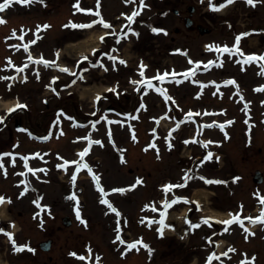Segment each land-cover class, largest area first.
Here are the masks:
<instances>
[{
	"label": "rangeland",
	"instance_id": "374dc122",
	"mask_svg": "<svg viewBox=\"0 0 264 264\" xmlns=\"http://www.w3.org/2000/svg\"><path fill=\"white\" fill-rule=\"evenodd\" d=\"M110 1H113L112 4L109 5V7L113 9L112 12L115 11L117 13L118 11H123V7L121 5L120 0ZM152 1L155 2L154 0ZM202 1L203 0H199L201 7L196 4L198 7L196 8L197 14L195 15V18L198 22H203L204 26L210 27V33L206 35H200L197 32L191 33L183 30L184 35L181 37H174L176 41L173 42L170 39H172L173 35L172 28L176 26V23H174L173 20L175 19L172 17V15L167 14L169 36L167 38L166 43H162L160 47H153V45H160V42L153 43L151 47L148 48L150 50V53L142 55L141 58L146 59V61L150 63L153 73L158 72L160 74V72H162L164 75V73L168 71V66L172 65L177 69L180 77H182L183 79H187L179 87H176L173 84L170 85L172 88L179 89L175 92V95L178 97L177 107L184 108L182 109V112L184 111L185 113H188L190 112V110L195 111L197 113V117L200 119L199 121L205 123H210L212 121L218 122L228 119L230 117H237H235L236 123L234 124L233 129L230 133L231 137L227 141L215 131H206L203 134L199 132V139L209 137L219 138V142L221 143L220 147H216V149L213 150L214 154H216V158H212V160L210 161V163H212L211 166L207 167V164H204L202 166L200 162V173L204 171L205 177L213 181H224L223 183H209L208 186L211 188L213 194L215 195V198L212 199L213 195H207L208 198L206 197V199L208 200V203L206 204L207 209H209V206L213 209H221L226 208L230 205H236V202L243 201L242 199H244L245 197H243L242 195H245L246 197L249 196L250 193L255 190V188H260L261 190H264V184L259 187L252 182V174L255 170L261 171V173L264 175V126L260 122V111H262L264 107L260 106L257 107L258 109L255 108L252 105L254 104V102L252 101L251 103L249 100L251 98L247 95V93H245V91H243V98L245 99V101H249L250 107H248V109H250V112L248 111L246 116H244L242 119L243 113L241 109L245 107L241 106V104H235V98L232 96V94H235V90H238L236 86L231 87L232 91H230L231 88H229L228 90L226 89V91H224V96H220L222 97L221 99H217V97L215 96V92H213L214 89L216 90V92L219 91L217 87L208 86L205 87L206 89L203 86L200 87L198 85H196L195 87L196 82L204 83L207 81L210 82L211 80H226L227 76H229L231 73L235 74L236 77H241L239 74L240 72L238 70V65H234L232 63V60H230L228 57L224 58V60L228 58V63L226 65L224 64V68H221V70L218 71H211L210 74V70H208V67H205L207 62L210 60H216L219 65L221 61L218 57L216 58L213 55L212 58L208 59L210 55L204 54L202 47L205 43H208L210 41H215L216 43H229L231 45L234 41L235 34L240 35L241 33H248V35H246L247 40L245 38L241 39L240 49H242V51L246 53H253L255 55L258 54L261 50H264V35H262L264 33L262 32L264 31V0H255V3H259L258 7L254 5L255 3L249 4L244 0H233V4L230 7L225 8L223 11L220 10L221 12L219 10H214L213 7L210 6V4L216 5L217 3H224L227 0H211L210 2L207 0H204L203 2ZM64 2V0H55V3L57 5H61L63 3V5L60 6L58 12V16L62 15V18H65L67 14L69 15V5L68 3ZM159 4L160 3H158L157 6ZM190 4H193L191 0H183V14H186L184 7ZM31 6H33V4ZM155 8L154 6H152V11L150 9L147 12L146 17L148 16V14L151 17L154 11L157 10ZM13 12H19V10H14ZM32 12V22L47 20L52 24V30L50 32V35L60 34V32L56 34L57 30L60 28V25L57 23L55 18L52 19L49 14L44 12H34V9L32 10ZM9 17L10 15H7L6 17H4V19H8ZM71 17L74 18V16ZM10 23L14 24L17 23V21L16 19H11ZM260 32L262 33L260 34ZM142 33L144 35L146 32L142 30ZM73 35H75L74 32H69L65 35V39ZM153 35L154 34H152V38H155V40H157V37H153ZM131 42L125 44V46L131 47L133 45ZM1 44L0 46L2 47L3 45ZM137 45L138 44L136 43V45L133 47L135 48ZM1 54L2 53L0 52V58ZM168 55L173 58H170ZM71 58L74 59L73 56H71ZM136 58V56L132 58L134 63L137 61ZM221 58L223 59V56H221ZM195 61H203V63H200L199 66L195 68L196 70H192V72H189L188 70H190L189 67L191 65H197L193 63ZM164 63L165 65H163ZM230 65H232V67ZM211 70H213V68ZM130 72L121 70L119 73L117 72V74L112 72V74L108 73L107 75H103V73L101 72L99 74L98 72L91 76L89 82L96 80L97 86H101V81L102 83L107 85L117 77H122L124 74L129 75ZM193 72L194 75L192 74ZM186 73L187 77L185 76ZM242 77V81H244L245 83L244 86L248 88V90H250V80L245 79V75H242ZM246 77H253V74L251 73L250 69L248 74H246ZM97 80H99V82H97ZM253 81H255V79H253ZM94 82L89 85L88 83L84 86L81 85V87L77 86V95L73 96V98H66V96L64 95L62 96V98H60L59 96L58 100H56V98H52V100H55V106L62 107L67 111H69L71 107L76 106L78 107L76 108L78 114L80 113V115L84 116L83 118H85L86 115L81 112V109H91V91L96 89V85L94 84ZM82 86L86 88H83ZM83 92H88V97H84L82 95ZM18 94L20 97H23L25 95H21L17 90L13 94L9 95L10 101H7L6 104L3 103V106L4 104L6 106L7 104L11 103L13 101L12 98H14V96ZM43 94L49 95V93L46 92H43ZM121 94H124V92H122ZM31 95L33 94L31 93ZM77 96L81 97V99L82 97H84L82 100L86 99V101L81 102L83 104V108L79 107V100L77 99ZM121 98H123L121 102H117L120 103L125 109H128L130 105H132L131 96L122 95ZM35 101H38L37 103H39V99L37 100V97L35 98ZM110 101L113 102V104L117 103L115 100ZM137 101L145 102L144 108L140 114L141 124H139L138 128L139 141L141 139L144 140V136L141 133L145 131V128L150 127V129H154L152 133V138L154 139L151 145H149L150 149L146 151L148 154L146 155V161H144L143 159L141 161V169L143 168V170L146 171L147 175L149 173L150 175L156 174V178L153 176V179H155V181L161 179L157 183H163V179L169 175L170 177H174V179H172L171 181H175L177 176H180V174H183V179L188 172L187 170H189L192 165V159L188 160L187 158H185L183 163L176 166L175 163L177 161L178 152L180 148L181 153L183 154L182 156H185L186 154H189L192 151V156L196 157L197 155H200L203 152L201 146H199L198 144L191 146H186L184 144V147L181 146V142H184L186 138L192 135V132L194 130L193 124L190 122H186V124L183 125L182 129L179 131V138L175 149L173 151H170L168 156L166 154H163V157H161L160 149L156 150V143H160L159 126L162 123V109L159 107L162 106L163 102H161L160 97L157 94L154 95L150 92H148L145 97H139V100ZM41 109L42 111L44 110V108ZM64 125L65 124L62 125V135L64 136V140H58V137H55L53 142L47 145L50 150H54L55 152H58V154L62 152L63 147L65 146V144L68 143L67 140L69 138V133L65 132ZM156 126L159 132L155 130ZM195 132H197V130H195ZM122 133L123 132H121L120 135L119 133H116L114 135V138L115 141H117L118 137L123 136L124 142H121V144L126 146L128 145L127 136L125 134L122 135ZM146 133H148V131ZM148 137L151 139L149 135ZM4 141L7 140L4 139ZM131 143L132 142L129 141V144ZM138 144L139 143H137V145ZM143 147L144 146H141L142 149ZM23 148H26V150L31 151L32 145L29 143L23 144L22 142H20V149ZM70 152H72V150ZM102 152L103 156L107 155L106 151ZM66 153L68 154L67 150ZM161 158H163L162 164L160 162ZM57 159V157H54L53 161L56 162ZM105 161H109L110 163L108 170L105 171L103 185L105 187H109L117 186L116 184H122L124 182V177L122 176V173L126 174V168L123 169L122 173L121 170L115 169L112 172L111 160L105 159ZM175 167H177V170H175ZM114 168H116V165H114ZM14 171H16V169L9 167L8 176H12ZM72 172L74 173L75 170H72ZM192 172L189 173L190 179L196 178L197 176L196 173L193 174ZM82 177H85V175L81 174L80 178ZM236 177H239V179H236ZM9 178L13 180V178ZM62 178H65V176H62ZM202 180L205 184L206 180ZM62 183L58 181L57 177L55 179V182H51L49 186L45 187L47 191L46 199L51 204L48 205L51 211V215H49L47 211H40L38 215H41V217L38 220L34 215L36 212L35 209L32 210L31 207L28 209L27 202L25 201L23 202L26 203L25 205L21 204L15 206L14 204L10 206L9 209L12 214H7L6 217H8V219L12 218L11 221H14L12 231H17L19 237L18 242L22 244H28L30 246L29 248L35 249V251L29 252L25 250V252L18 253L15 255L12 252L10 246L8 244L6 245L4 240L0 238V247L2 248V252H6L7 254V264H99L98 261L94 260V257H92L90 263H81V261L79 262L78 260H75V257L73 255V258L69 256V254L71 255V253L73 252L77 253L76 256H80L79 254H83L85 252L84 248L85 250L86 248L89 249L90 243L93 246L92 253H94V255V248H99L101 264H149L144 263L143 261V257L145 256L144 251H137L136 248L127 250V247L123 246H120L118 250L117 248H113L110 244H108V242L110 241L109 239L112 236L114 229L116 230L118 226L122 228L125 223L129 225V229H132L133 234H138L146 241L154 240L156 236L154 231H147L142 227V225L139 223L140 215L138 213L135 214L137 223L133 224L134 211L138 206V203L144 202L148 198L150 192H152L153 198L159 195L160 192L157 193L156 189L150 190L148 194L142 191H138L136 192L134 198H130L124 195H114V202L118 203L119 206L124 204L122 208L123 215L118 219L117 214H106L102 206L93 203L94 198H92L93 194L91 193L90 189L94 192L95 188L94 186L89 187L87 184H92V182L87 180L82 183V186L84 188L86 187V193H83L85 195V201L88 206V210L86 211V213L88 218L90 219V228L81 231L80 226V229L74 225L69 228L62 227L61 219L64 216H70L71 214L69 213V210L66 207L69 202L68 198L66 197V191L69 189V187ZM153 184L154 183H152V185ZM196 185L194 186V188L200 186ZM190 188L191 187L186 189L191 190ZM14 189H17V187H14ZM0 191H5V193L8 194V196H10L12 199L18 196V192H16V190H12L11 185L7 182L2 183V181H0ZM202 191L203 190L195 189L192 192L200 193ZM175 192L178 193L179 191L176 190ZM184 193L189 192L187 190V192ZM250 199L251 198L248 197L247 200L244 201L245 205H247L246 208H250L254 205L255 200L253 199L252 202H249ZM243 212L244 211L242 210L241 213L240 209L239 213L241 215H243ZM41 225H43V227H41ZM52 227L55 228V233L53 232ZM79 232L82 234L83 237H87L88 239H90V241L87 240V243L84 244L82 238L80 237V234L78 235ZM49 236H52L53 238V246L49 252L42 253L38 249H36V243L41 239L48 238ZM233 239V237H230L228 241H231ZM165 241L160 243L156 242L153 244L156 248V254L158 259L155 263L152 264H164L165 257H167V255L169 260L166 264H172V262L176 264H192L196 262V257H198V259L200 260L199 256L203 254L200 249L192 250L188 247L184 248L178 240L172 237L167 238ZM243 247L247 249L249 248V252L255 251L257 253L258 251H261L257 253L258 256L257 259H255V264H264V246L261 244V242L251 243L248 244V246H244L241 244L239 248L242 249ZM194 253H196V256L195 258H192V255ZM1 263L3 264L4 262Z\"/></svg>",
	"mask_w": 264,
	"mask_h": 264
},
{
	"label": "snow or ice",
	"instance_id": "6c2138e0",
	"mask_svg": "<svg viewBox=\"0 0 264 264\" xmlns=\"http://www.w3.org/2000/svg\"><path fill=\"white\" fill-rule=\"evenodd\" d=\"M31 2H32V0H19V3H21V4H29ZM40 2L43 3L44 0H40ZM131 2H132V0H125V3H131ZM232 2H233V0H227V3H232ZM13 3H14V0H2V2H0V12L4 11L5 9H7ZM248 3L249 4H254L255 3V0H248ZM98 5H99V0H98ZM76 6H77V8L80 11H92L91 9L85 10L83 8H79V0H77V5ZM145 6H147V5L144 4V0H139V7L136 10H134L130 15H127L126 14L127 15V21L129 22V25L132 24V23H135V17L140 14V11H142L143 10V7H145ZM211 6L213 7L214 10H218L217 9V5L213 4ZM220 7H223V5H220ZM96 15L99 17V20L98 21H92L90 24H87V25H85V24H79L78 25V24H76L74 22H70L71 23V26L72 27H81V28H83V27H91L95 23L99 22V23H101L106 28L113 27L112 24L109 21L105 20L103 18V16L98 11L96 12ZM6 22L7 21L2 16H0V24L6 23ZM129 25H125V27H129ZM67 26L68 25H65V27H67ZM41 27L47 28V27H50V25H42ZM129 31H134V30L129 27ZM153 31L154 32H157V33L166 32V30L163 29V28H153ZM16 34H17L16 33V30L13 29V35L15 36ZM105 35H116V34L115 33H105ZM124 35H126V33H124ZM136 35L139 36V33H136ZM244 35H248V33H241L240 34V36H244ZM240 36L237 37V43H236V45L233 46V47H235L237 53H242V49L239 48ZM121 38H123L122 35L121 36H118L117 42H119V39H121ZM19 39L23 40L24 39V36L23 35H20L19 36ZM100 39L103 40L104 37L102 36ZM35 42H36L35 40L30 41V43H32V44H34ZM13 47H15V46H13ZM23 47L25 48L26 51H29V55L27 56V59L28 60H33L34 57L30 54L29 44H25V45H23ZM208 48H209V50H212L213 48H215L218 53L221 51V49H222L223 52L232 53V47H229L227 44H225L223 46H216L214 44H210V45H208ZM105 55H108V54L105 53ZM110 58L111 59H114V60L115 59H120L118 57H110ZM7 59L9 60V64H12L11 57H8ZM84 59H87V57H84ZM254 59H257V57L255 55L248 56V60L249 61L254 60ZM258 59H264V56L259 57ZM39 62H43L45 65H49V63H50L48 60L44 59L43 55H41L39 57ZM120 62L121 63H125V64L127 63L126 61H124L122 59H120ZM193 63L199 65L200 63H203V61H195ZM208 64H217V61L216 60H210V61H208ZM12 66L15 67L14 64H12ZM219 66L222 67L223 66V63L221 62L219 64ZM23 67H27V65H24ZM146 67H147V65H144L143 62H141V73H140L141 76L144 75L143 69H145ZM262 67H264V66H262ZM19 70L20 71H23V68H20ZM62 70L65 71V72H71L72 71L70 68H67V67H64ZM188 71L189 72H192L191 69L188 70ZM37 72H38V69H37ZM72 74L75 75V73H72ZM192 74L194 75V72ZM167 75H168V73L165 72L164 73V76H167ZM173 75H175V72L174 71H173ZM185 76L187 77V73L185 74ZM155 78L156 77H153L151 79L150 78H145L144 80H141V81H134V83L147 84V87L148 88H153L154 85L152 84V79H155ZM159 78L161 80H163V76H161ZM4 79H8V77H4ZM24 79L27 80V76H25ZM56 79H58V77ZM74 82L75 81H73V83ZM225 83H227V84H235V85H237V89L239 87L235 79H231V80L225 81ZM156 90L158 92H160V93H163L164 98L166 100L172 99V97L169 96V94L167 93V91L163 87L157 88ZM258 90H260V89H258ZM241 99H243V96H241ZM22 106L23 107H26V105H20L19 103L15 105L16 108L22 107ZM245 107H247V104L245 105ZM8 111L9 112H12V111H14V108L13 109H9ZM188 115H189V117H191V113H189ZM4 119H5V117L0 116V122H2ZM232 122L233 121H227V123H229V124H231ZM220 127H223V124H221ZM109 135H111V133H109ZM78 139H80V138H78ZM83 139H86L88 141V145H87V147H85L79 153L80 159L79 160H71V161H69V160H66L63 157H61V159H64V163L58 165V167H61V168H64L65 170H67V166L69 164H73V165H76L77 166L76 167V173H78L80 171L81 162L83 161V158L91 150L92 145L94 143L95 144H101L102 145V143H103L101 140H93L92 137H91V134H89V136H87V137H85ZM186 142H188V141H186ZM169 143H170V141H169ZM205 146H207V145H205ZM5 155H8V154L6 153ZM212 156H213V154L211 152H209L208 155H207V157L205 159H211ZM24 160H25V166L28 167V171H35L31 167H29L27 165V160H28V157L27 156L24 157ZM12 163L15 164V159H13ZM0 165H2V161H0ZM83 167L87 168L90 172H92L91 166L88 165L86 162L83 163ZM76 173H74L73 176H72V182H73V184H75L76 179H77ZM6 174H7V171L5 169V175ZM92 176H93V179H94V181L96 183V186L99 188V191L101 193H103L105 197H107L108 193L105 191V188L101 185V178H100V176L97 175L95 172H92ZM201 178L202 179H205L206 182H208V183H213V182H215V183H223L224 182V181H220V180L213 181V180L208 179L207 177H201ZM187 179H188V176L186 174L185 177H184L185 182L187 181ZM236 179H239V177H236ZM21 183H25V182L22 181ZM141 183H143V181L140 178H137L136 185L141 184ZM136 185H131L129 187H133L134 188ZM180 186H186V183H185V185H174L172 183H168V184H166V185L163 186L164 192H165V199L162 202L164 204V212H163V215L161 216V219L159 220V223H160L161 227L158 229V231L160 232L161 236H163V234H164V225H165V217L167 215V209L169 207H171L173 204H175V203H177V202H179L181 200L187 201V198L186 197H179V196H176L171 201H169L167 199V193L169 192V190L173 189L174 187H180ZM127 190L128 189H126L124 187H119V188H113V189H111L112 192H118V193H125ZM27 191H28V188L25 187L24 192L21 193V195H23ZM72 198L78 199L76 197V193L75 192L72 193ZM42 199H43V197H40L37 201H34V202L39 205V200H42ZM6 200L8 202H11L10 198H6L4 196H0V204H3ZM102 203H104L105 205H107L108 208L112 212L117 213V215H121L119 209L114 206V204L112 203L111 200H109L107 198H104L102 200ZM262 203H264V198H262ZM41 207L43 209V208H48L49 206L48 205H42ZM146 207H148V206H146ZM150 207L155 208V203H153L152 205H150ZM157 210L159 211V209H157ZM242 210H243V206H241V212H242ZM49 215H51L50 209H49ZM76 215H77L78 218H80L82 220V222L85 224V226H87V221L83 219V217L81 215L80 207L78 205L76 207ZM204 219H205V222L207 223L208 222V218H204ZM245 219H249L253 223L256 222V219L264 220V209H262V215H261V217H259V218L246 217ZM236 221H239L240 224L243 225V219H241V216L239 214H232V216H231L230 219L224 220V221H222V223L224 225H231L232 223H234ZM141 222L143 223V221H141ZM187 222L193 228L199 226V225H193L191 220H188ZM41 227H43V225H41ZM169 227H172V226L169 225ZM228 230H229L228 228H225V231H228ZM120 231H122V230L118 229L117 235H116L115 239L117 241H120L121 243H128L127 241H125L123 239V236L120 234ZM5 232H6L5 228L0 227V233H5ZM6 234L12 240V243H13V245L15 247V250L19 251V250H22V248H24V247H29L28 245H18L16 243V240L13 238L14 237V234L11 231H7ZM209 240L211 241V238H209ZM138 244H142L144 248H146V249L149 250V253L150 254L154 251L150 247V245H148L147 243H145L143 241L142 238L140 240H137V241L128 243V248L129 249L136 248L137 251H139V249L137 248V245ZM30 250L35 251V249H30ZM89 251H91V248H89ZM229 251H235V249L234 248L233 249H229ZM71 255L76 256L77 253L73 252V253H71ZM222 255L227 256L228 253L225 252V253H222ZM85 258L86 257H81V259H85ZM98 259H99V257H97V260ZM213 259H219V257L217 256V253H215V252H212L211 253V255L208 257V260L206 261V264H212ZM246 259H247V257H246ZM251 259L254 261L255 260V257H252Z\"/></svg>",
	"mask_w": 264,
	"mask_h": 264
},
{
	"label": "bare ground",
	"instance_id": "6f19581e",
	"mask_svg": "<svg viewBox=\"0 0 264 264\" xmlns=\"http://www.w3.org/2000/svg\"><path fill=\"white\" fill-rule=\"evenodd\" d=\"M87 35L88 34H90V35H88L89 37H87V40H85V41H82L81 43H83V45L82 46H86L87 45V47L88 48H90L91 47V44L94 42V40H95V36H94V34H91V32H88V33H86ZM76 45H78V44H75V45H73V46H76ZM82 95L83 96H85V92H83L82 93ZM10 105V104H9ZM8 105V106H9ZM3 209H4V205H3V208H2V211H3ZM211 213V212H210ZM208 214V215H210L211 217H218V216H216L215 214Z\"/></svg>",
	"mask_w": 264,
	"mask_h": 264
},
{
	"label": "flooded vegetation",
	"instance_id": "af4514ba",
	"mask_svg": "<svg viewBox=\"0 0 264 264\" xmlns=\"http://www.w3.org/2000/svg\"><path fill=\"white\" fill-rule=\"evenodd\" d=\"M49 1H51V0H49ZM145 23H147V21H146ZM111 28H112V27H111ZM191 28H193V26H191ZM174 30H175V31H178V29H177V28H175Z\"/></svg>",
	"mask_w": 264,
	"mask_h": 264
}]
</instances>
